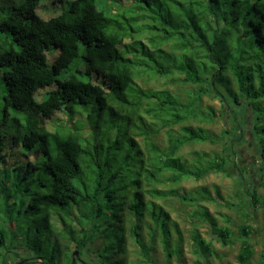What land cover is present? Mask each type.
<instances>
[{
	"label": "trees",
	"instance_id": "obj_1",
	"mask_svg": "<svg viewBox=\"0 0 264 264\" xmlns=\"http://www.w3.org/2000/svg\"><path fill=\"white\" fill-rule=\"evenodd\" d=\"M112 1L127 7L112 14L92 0H71L57 15L42 18L36 13L40 0H0V32L10 33L18 46L0 51L6 89L0 115V256L6 249L3 254L13 257L0 264H124L118 255L126 250L125 212L140 264L152 261L158 233L167 256L179 254V241L170 246L169 215L153 199L197 204L214 197L205 187L181 194L158 183L219 173L236 177L242 193L236 206L245 216L251 205L264 207L257 193L264 186V0ZM144 78L191 87L182 100L169 89L143 87L137 80ZM202 95L218 99L234 116L219 134L184 125L212 120L213 109L197 105ZM163 129L167 141L160 146L154 135ZM193 141L223 147L212 154L193 152L191 160L178 155ZM246 145L257 157L252 167L239 152ZM17 153L24 155L22 166H16ZM215 192L222 199L217 187ZM197 206L191 237L197 256L207 258L211 239L225 246L235 233ZM202 221L210 227L208 241L198 230ZM238 227L236 259L247 264L254 228ZM96 238L102 242L91 251Z\"/></svg>",
	"mask_w": 264,
	"mask_h": 264
},
{
	"label": "rangeland",
	"instance_id": "obj_2",
	"mask_svg": "<svg viewBox=\"0 0 264 264\" xmlns=\"http://www.w3.org/2000/svg\"><path fill=\"white\" fill-rule=\"evenodd\" d=\"M71 0H40L37 8L36 13L42 18H49L54 15H57L60 11L67 7L68 3ZM96 7L98 8H106L108 13H120L123 11L124 8L127 6L125 5H117L112 0H92ZM128 12V11H127ZM13 47L14 49L18 50V46L12 42L11 35L8 32H0V51L3 49H8ZM167 48L166 46H164ZM5 70L4 65H0V115L3 114V95L6 93L5 85L3 82V72ZM143 87H149L153 89H169L174 94L179 95L182 100L187 99V92L189 91L190 85H181L169 82L166 79H138L137 80ZM197 105L204 109L207 107H211L214 111V115L211 121L197 123L195 120H189L188 122L184 123V125H192V126H201L208 131L219 134L223 127L226 124H229L228 119L234 117L226 113L224 110L225 107L222 106L221 102L213 98L211 95H202L197 102ZM225 112V114H222ZM10 114H22L15 112L13 110H9ZM59 116H64L61 113H56ZM213 114V113H212ZM81 115L77 114L75 119L80 118ZM47 125H53L52 120H46ZM178 125L174 126L175 130H178ZM248 133V134H247ZM245 132L244 134L248 136V140H251V135L249 132ZM137 141L140 143L142 149L143 148V140L140 136L136 137ZM155 142L160 145L164 146L167 141V133L166 131L160 130L157 134L154 135ZM222 143H211L209 141L206 142H199L193 141L191 143L185 144L181 149L178 151V155L182 158L186 159H193L194 155L193 152L197 151H204L208 154H212V152H219L222 149ZM248 146H244L239 149V152L244 156L242 158H246V162L249 163V166L256 162V158L250 156L253 155V149L246 150ZM24 158V155L21 154ZM19 157V158H18ZM16 159V166H22L23 162L25 161L20 155L17 153L14 155ZM264 167V165H261ZM260 174H263V181H264V169L259 171ZM255 179L259 182L260 180L257 178V173L255 174ZM258 182L255 185H258ZM174 186L176 187L181 194L185 193H192L197 188L205 187L207 188L211 196L214 197L213 201L201 200L197 202V204L203 205L206 207L208 212L211 216L215 219L216 224L220 226L228 225L230 229L235 233L234 240H232L228 245H221L215 239H211V251L209 252L207 258L198 257L197 254L194 252V245L193 240L191 237L192 234V227L194 225L195 219V212L198 210L197 204L184 202L179 200L176 197H168L163 199H153L157 204H159L169 215V228L171 229L170 234V246L173 249L175 247L176 242H178V248L180 253H172L171 256H167L166 252L163 250L161 243H160V235L159 233L154 239V243L152 244V249L150 251V256L152 261L147 264H242L239 263L236 259L237 253L239 251L240 246V239L238 238L237 229L241 224H248L254 228V232L252 235L249 236V240L253 245V255L247 264H264L263 261V253H264V207L255 204L253 207L250 206L251 214L247 213L248 216H245V210L243 207H237L236 201L240 199L242 193L240 192L236 177H226L219 173L209 172L208 174L204 175L200 179L196 180L193 178L183 179L178 184H172L171 182L167 183H158L156 184L157 188L168 189L169 187ZM215 187L218 188L220 196L222 199L217 198L215 196ZM257 193L264 196V186L257 187ZM149 195L145 194V199H149ZM28 198H26V203ZM264 201V200H263ZM16 204L14 207L18 206V197H16ZM262 202V200H261ZM260 202V203H261ZM232 203V206H227L226 204ZM261 205V204H260ZM246 214V215H247ZM125 215V222L124 228L126 233V244H125V253L119 254L118 257H123L125 260L124 264H140L141 255L139 251L138 244L135 242L132 236H129V226H130V219L128 216ZM228 217L232 221L226 222L225 218ZM25 224L29 222V219H24ZM194 221V222H193ZM10 222V221H9ZM176 224V227L173 225ZM140 233L147 245L151 244L150 238L146 235V227L141 225L140 226ZM198 230L206 241L210 240L211 233L210 227L207 222H200L198 223ZM46 233L40 235V241H42L46 235ZM38 239V240H39ZM102 242L101 238H96L94 243L91 245V251H93L97 246H100ZM24 246L27 248L29 253H35L33 247L30 249V246L24 243ZM2 249V253L0 256V262L2 259H5L9 262L12 257V252H8L6 254ZM92 254V253H91ZM59 264H63L61 261Z\"/></svg>",
	"mask_w": 264,
	"mask_h": 264
},
{
	"label": "water",
	"instance_id": "obj_3",
	"mask_svg": "<svg viewBox=\"0 0 264 264\" xmlns=\"http://www.w3.org/2000/svg\"><path fill=\"white\" fill-rule=\"evenodd\" d=\"M74 254H77V252L75 251ZM73 260H74V258H73Z\"/></svg>",
	"mask_w": 264,
	"mask_h": 264
},
{
	"label": "flooded vegetation",
	"instance_id": "obj_4",
	"mask_svg": "<svg viewBox=\"0 0 264 264\" xmlns=\"http://www.w3.org/2000/svg\"><path fill=\"white\" fill-rule=\"evenodd\" d=\"M251 156V155H250ZM253 157V156H252ZM245 160H246V158H245Z\"/></svg>",
	"mask_w": 264,
	"mask_h": 264
}]
</instances>
